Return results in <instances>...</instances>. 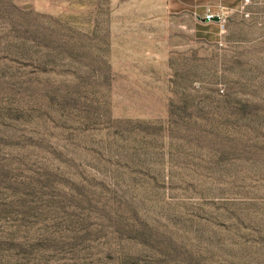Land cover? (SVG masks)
<instances>
[{
  "label": "rangeland",
  "instance_id": "rangeland-1",
  "mask_svg": "<svg viewBox=\"0 0 264 264\" xmlns=\"http://www.w3.org/2000/svg\"><path fill=\"white\" fill-rule=\"evenodd\" d=\"M0 264H264V0H0Z\"/></svg>",
  "mask_w": 264,
  "mask_h": 264
},
{
  "label": "water",
  "instance_id": "water-1",
  "mask_svg": "<svg viewBox=\"0 0 264 264\" xmlns=\"http://www.w3.org/2000/svg\"><path fill=\"white\" fill-rule=\"evenodd\" d=\"M213 19V21H216V22H219L220 20H221V18L220 17H207V18H205V19H202V21L203 22H209L210 20H212Z\"/></svg>",
  "mask_w": 264,
  "mask_h": 264
},
{
  "label": "crops",
  "instance_id": "crops-1",
  "mask_svg": "<svg viewBox=\"0 0 264 264\" xmlns=\"http://www.w3.org/2000/svg\"><path fill=\"white\" fill-rule=\"evenodd\" d=\"M222 1H223V0H222ZM226 1H228V0H226ZM196 2H197V6L202 7V6L205 5V0H196Z\"/></svg>",
  "mask_w": 264,
  "mask_h": 264
}]
</instances>
